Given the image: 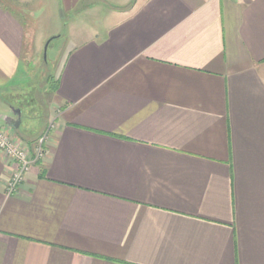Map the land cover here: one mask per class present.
Segmentation results:
<instances>
[{
	"label": "crops",
	"instance_id": "obj_1",
	"mask_svg": "<svg viewBox=\"0 0 264 264\" xmlns=\"http://www.w3.org/2000/svg\"><path fill=\"white\" fill-rule=\"evenodd\" d=\"M5 3L3 93L35 35ZM90 8L52 72L46 154L12 195L0 152V264H264V0Z\"/></svg>",
	"mask_w": 264,
	"mask_h": 264
},
{
	"label": "rangeland",
	"instance_id": "obj_2",
	"mask_svg": "<svg viewBox=\"0 0 264 264\" xmlns=\"http://www.w3.org/2000/svg\"><path fill=\"white\" fill-rule=\"evenodd\" d=\"M135 2L136 0H85L80 10L63 14L59 11L58 0H6L5 4L35 34L29 33L25 39L22 55L24 79L18 87L8 89L5 93L0 89V119L6 114L12 116L10 110L21 111V124L12 132L15 145L32 154L39 137L54 115L50 102L51 76L63 50L64 40L67 39L66 26L82 17V10L86 8L123 10L130 8ZM87 14L89 19L92 12ZM103 14L104 12L100 15ZM96 16H91L89 21L93 24L100 23Z\"/></svg>",
	"mask_w": 264,
	"mask_h": 264
},
{
	"label": "built area",
	"instance_id": "obj_3",
	"mask_svg": "<svg viewBox=\"0 0 264 264\" xmlns=\"http://www.w3.org/2000/svg\"><path fill=\"white\" fill-rule=\"evenodd\" d=\"M53 127V123L48 124L42 136L38 139L32 154H29L18 145H15L12 140L0 134V152L4 159L13 165L11 177L6 184L8 195L16 192L32 166L44 158L46 154L44 145L48 137L47 134Z\"/></svg>",
	"mask_w": 264,
	"mask_h": 264
},
{
	"label": "water",
	"instance_id": "obj_4",
	"mask_svg": "<svg viewBox=\"0 0 264 264\" xmlns=\"http://www.w3.org/2000/svg\"><path fill=\"white\" fill-rule=\"evenodd\" d=\"M46 48H47V45L44 48V56L46 53ZM10 111H11L13 117L6 116V117H3L2 120L7 127L11 128L13 130H17L21 124V119H20L21 111L20 110H10ZM13 118H16V119H13Z\"/></svg>",
	"mask_w": 264,
	"mask_h": 264
},
{
	"label": "flooded vegetation",
	"instance_id": "obj_5",
	"mask_svg": "<svg viewBox=\"0 0 264 264\" xmlns=\"http://www.w3.org/2000/svg\"><path fill=\"white\" fill-rule=\"evenodd\" d=\"M11 115H12V113H11ZM6 116H9V115L7 114V115H5L4 117H6ZM9 117H13V116H9ZM13 119H16V118H13Z\"/></svg>",
	"mask_w": 264,
	"mask_h": 264
}]
</instances>
